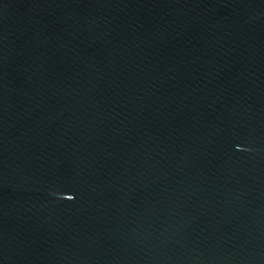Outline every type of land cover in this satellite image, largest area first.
Listing matches in <instances>:
<instances>
[{"label": "water", "instance_id": "95a60500", "mask_svg": "<svg viewBox=\"0 0 264 264\" xmlns=\"http://www.w3.org/2000/svg\"><path fill=\"white\" fill-rule=\"evenodd\" d=\"M0 264H264V0H0Z\"/></svg>", "mask_w": 264, "mask_h": 264}]
</instances>
